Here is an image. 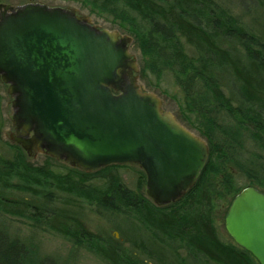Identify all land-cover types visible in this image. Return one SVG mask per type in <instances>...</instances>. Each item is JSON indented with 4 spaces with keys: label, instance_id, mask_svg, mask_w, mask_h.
<instances>
[{
    "label": "trees",
    "instance_id": "16d2710c",
    "mask_svg": "<svg viewBox=\"0 0 264 264\" xmlns=\"http://www.w3.org/2000/svg\"><path fill=\"white\" fill-rule=\"evenodd\" d=\"M89 2L91 10L107 12L128 22L126 29L138 39L153 74L159 76V72L166 69L175 76L184 93V102L179 108L181 114L188 125L205 138L209 149L206 165L191 190L179 201L166 206H156L142 193L123 188L111 175L105 184L107 192L100 196L98 204L104 208V215L115 214L119 209L126 214L129 210L138 217L150 240L156 238L155 243L160 245L146 254V263L142 264H258L230 238L218 237L213 212L214 202L221 194L229 197L228 204L247 186L264 192L263 165L258 171L244 172L249 180L245 185L234 182L228 169L229 165L240 167L237 159L245 136L264 150V43L246 33L237 19L226 15L213 0ZM119 6L121 8L117 9ZM136 19H140L142 26ZM219 39L235 40L245 52L248 65L233 60L230 51L219 44ZM224 69L230 71L238 85L241 107L232 106L220 88L216 73ZM140 73H144V67ZM221 119L229 123L224 124ZM24 162L20 152L10 160L0 159V186L14 187L42 199L36 226L60 233L107 264H139L120 246L86 232L75 221L55 216L46 205L52 195L47 191L50 185L64 189L73 181L74 184L83 183L122 166L109 167L95 174L69 168L66 173L59 174L47 167H33ZM73 174L79 181L71 179ZM26 209L24 204L0 199V212L23 216ZM24 253L23 246L0 235V264H23Z\"/></svg>",
    "mask_w": 264,
    "mask_h": 264
},
{
    "label": "water",
    "instance_id": "95a60500",
    "mask_svg": "<svg viewBox=\"0 0 264 264\" xmlns=\"http://www.w3.org/2000/svg\"><path fill=\"white\" fill-rule=\"evenodd\" d=\"M0 80L12 96V125L28 156L45 153L86 173L137 165L146 195L177 202L196 183L208 147L139 88L129 38L75 11L42 4L4 6ZM230 239L264 264V193L242 189L223 220Z\"/></svg>",
    "mask_w": 264,
    "mask_h": 264
},
{
    "label": "rangeland",
    "instance_id": "374dc122",
    "mask_svg": "<svg viewBox=\"0 0 264 264\" xmlns=\"http://www.w3.org/2000/svg\"><path fill=\"white\" fill-rule=\"evenodd\" d=\"M27 1L48 7L73 10L77 15L87 18L91 25L99 29H107L128 37L129 51L139 68L137 83L140 89L157 95L162 102L164 111L172 114L185 128L205 141L204 137L188 125L181 114L179 108L184 102V93L181 87L177 85L175 76L166 69H162L159 76L151 72L149 63H146L148 58L143 53L138 39L126 29L129 27L128 22H123L120 18L107 12L101 13L97 9H92V11L89 7L91 5L89 0H85L86 3L83 2L84 0H0V9L3 12L4 6L14 8L15 5ZM213 1L218 8H223L226 15L236 18L246 33L264 43V0ZM120 8L121 6L117 9ZM136 23L142 26L140 19H136ZM218 42L224 49L230 51L233 60L240 65H248L249 60L246 58L245 52L235 40L219 39ZM142 67H144V73H140ZM216 76L221 90L229 99V103L232 106L241 107L237 96L238 85L230 71L228 69L218 71ZM262 77L264 79V75ZM12 99V96L7 93V85L0 80V159L10 160L16 153L20 152L24 156V163L33 167H47L50 171L59 174H64L69 168H73L67 162L56 160L45 153L33 151L32 155L28 156L10 138V135L14 136L16 133L11 120L13 114ZM221 122L226 124L228 121L221 119ZM237 161L240 167L229 165L228 169L234 176V182L238 185H245L249 180L244 177V172H249L252 169L258 171L261 169L260 165L264 166V150L245 136L241 142ZM111 175L124 186L123 188H127L136 194L142 193V196L153 203L146 195L144 172L137 166L128 165L92 177L83 183L74 184L75 181H73V184L64 186V189H59L57 185H50L47 191L52 192V195L46 205L52 209L55 216L65 218L70 222H77L86 232L94 234L113 246H120L123 252L127 253L133 260L138 261L139 264L146 263V254H151L153 250L157 249L156 246L160 245L155 243L156 238L150 240V235L142 229L138 217L128 212L129 210L125 211L126 214L121 213L122 210L119 209V212L115 214L104 215V208L98 205L100 196L107 192L105 184ZM71 179L79 181L74 174ZM15 181L13 179L12 183ZM0 199L21 203L27 207L23 216L0 212V235L8 241L15 242L18 246L24 247L25 264H43L44 262L45 264H107L101 257L92 254L84 247L75 246L70 239L60 233L40 225L36 226L37 210L40 208L42 199L27 192L19 191L14 187L5 189L1 186ZM228 199L229 197H226L225 194H221V197H217L214 202V226L218 237L222 240H229L230 238L223 224L225 213L231 203L227 204Z\"/></svg>",
    "mask_w": 264,
    "mask_h": 264
},
{
    "label": "flooded vegetation",
    "instance_id": "af4514ba",
    "mask_svg": "<svg viewBox=\"0 0 264 264\" xmlns=\"http://www.w3.org/2000/svg\"><path fill=\"white\" fill-rule=\"evenodd\" d=\"M28 3H32L31 1H27L23 4H20V5H15L14 7H18V6H21V5H24V4H28ZM2 12V9H0V14ZM10 138L13 139V141L15 142V140L18 138V135L16 133H14V136L10 135Z\"/></svg>",
    "mask_w": 264,
    "mask_h": 264
}]
</instances>
